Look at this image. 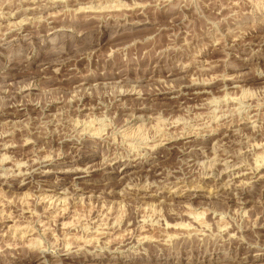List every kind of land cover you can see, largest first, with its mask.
I'll list each match as a JSON object with an SVG mask.
<instances>
[{"label":"rangeland","instance_id":"374dc122","mask_svg":"<svg viewBox=\"0 0 264 264\" xmlns=\"http://www.w3.org/2000/svg\"><path fill=\"white\" fill-rule=\"evenodd\" d=\"M0 264H264V0H0Z\"/></svg>","mask_w":264,"mask_h":264},{"label":"bare ground","instance_id":"6f19581e","mask_svg":"<svg viewBox=\"0 0 264 264\" xmlns=\"http://www.w3.org/2000/svg\"><path fill=\"white\" fill-rule=\"evenodd\" d=\"M82 2V1H81ZM115 2V1H114ZM82 7V6H81ZM85 7V6H84ZM102 8V7H101ZM113 8V7H112ZM85 9V8H84ZM111 9V8H110ZM29 10V9H28ZM30 12V11H29ZM29 12H28V14H29ZM76 137V136H75ZM44 171H49L48 169L47 170H44ZM42 173V172H41ZM43 173H45V172H43ZM47 173H49V172H47ZM26 177V176H25ZM27 178H25L24 180H26ZM180 189V188H179ZM141 190V189H140ZM84 191V190H83ZM196 192V191H195ZM181 198V197H180ZM153 203V202H152ZM51 205V204H50ZM183 227V226H182ZM194 227V226H193ZM88 243V242H87Z\"/></svg>","mask_w":264,"mask_h":264}]
</instances>
